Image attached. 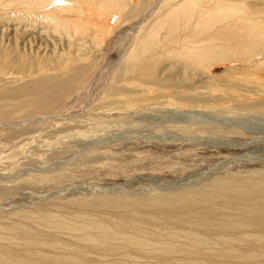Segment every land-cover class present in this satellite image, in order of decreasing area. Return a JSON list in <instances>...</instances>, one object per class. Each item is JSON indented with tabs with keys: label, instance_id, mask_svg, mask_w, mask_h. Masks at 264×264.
<instances>
[{
	"label": "rangeland",
	"instance_id": "1",
	"mask_svg": "<svg viewBox=\"0 0 264 264\" xmlns=\"http://www.w3.org/2000/svg\"><path fill=\"white\" fill-rule=\"evenodd\" d=\"M0 63V264H264V0H0Z\"/></svg>",
	"mask_w": 264,
	"mask_h": 264
},
{
	"label": "bare ground",
	"instance_id": "2",
	"mask_svg": "<svg viewBox=\"0 0 264 264\" xmlns=\"http://www.w3.org/2000/svg\"><path fill=\"white\" fill-rule=\"evenodd\" d=\"M187 1H188V0H187ZM190 2H191V1H189V4H190ZM220 3H221V2H220ZM222 3H223V1H222ZM186 5H188V4H186ZM213 6H214V5H213ZM217 6H218V7H216V8H217L216 11H218L219 9L222 8L220 5H217ZM179 7H180V6H179ZM181 7H182V6H181ZM209 7H210V6H209ZM172 10H173V9H172ZM212 11H214V10H212ZM205 12H206V10H205ZM169 14H170V13H169ZM171 15H172V14H171ZM202 15H203V14H202ZM204 15H205V14H204ZM17 39H18V38H17ZM190 47H191V46H190ZM184 48H185V47H184ZM194 49H195V46H194ZM194 49H193V50H194ZM184 51H185V50H184ZM186 53H187V52H186ZM198 57H199V58L202 57L201 54H199V55L197 56V58H198ZM194 58H195V56H194ZM262 58H263V57H262ZM12 59H13V58H12ZM260 60H261V59H260ZM255 62H257V61H255ZM259 62H260V61H259ZM0 64H1V63H0ZM5 64H6V63H5ZM5 64H4V65H5ZM256 64H257V63H256ZM25 66H26V65H25ZM10 73H11V72H10ZM17 75H18V74H17ZM3 101H4V100H3ZM4 102H5V101H4ZM42 103H43V102H42ZM11 104H12V103H11ZM8 105H9V104H8ZM9 106H11V105H9ZM4 108H5V107H2V109H4ZM2 109H1V110H2ZM3 111H4V110H2L0 113H2Z\"/></svg>",
	"mask_w": 264,
	"mask_h": 264
}]
</instances>
